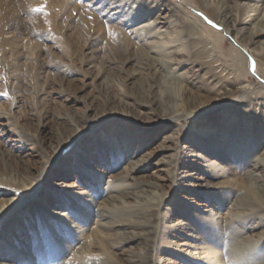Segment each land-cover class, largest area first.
<instances>
[{"label":"rangeland","instance_id":"374dc122","mask_svg":"<svg viewBox=\"0 0 264 264\" xmlns=\"http://www.w3.org/2000/svg\"><path fill=\"white\" fill-rule=\"evenodd\" d=\"M235 1L242 14L264 15V0ZM10 3L15 9L1 38L16 49L0 54V177L21 190L41 178L44 186L28 211L2 222L0 264H124L145 255L148 236L155 239V264H242L229 253L243 240L255 241L254 253L264 260V203L258 211L236 209L249 188L264 202L258 188L264 185V79L256 58L195 10L199 0ZM195 17L222 33L214 50L223 64L203 66L190 54L189 62L166 65L157 89L178 117L151 112L133 98L151 80L137 60H166L150 47L180 50L182 44L167 42L179 35L188 40L192 30L182 32L183 26ZM260 22L244 29L245 42ZM234 49L248 62L246 89L231 88L224 100L203 96L213 87L209 70L232 78L227 66ZM253 49L264 51V35ZM190 94L201 97L198 104H190ZM124 180L142 188L132 190L136 198L126 199L121 212L147 223L164 204L163 225L160 217L153 235L140 233L141 240L129 230L107 231L119 221L114 209L107 210L109 220L98 214L97 205ZM152 184L157 191L146 190ZM232 229L241 238L231 237ZM124 237L138 240L114 244Z\"/></svg>","mask_w":264,"mask_h":264},{"label":"bare ground","instance_id":"6f19581e","mask_svg":"<svg viewBox=\"0 0 264 264\" xmlns=\"http://www.w3.org/2000/svg\"><path fill=\"white\" fill-rule=\"evenodd\" d=\"M49 1L53 4L56 2V0ZM10 2L11 0H0V54L2 55L8 53L7 47H9V50H11L12 52L16 49L14 45L11 46L7 41L1 38L3 34L2 31L4 30V26H2V24L9 18V14L12 13L15 9V6L12 7ZM199 3L200 4L195 8V10L200 9L201 12L206 14L227 35L233 37L235 41L238 42V44H240L245 50L250 52L258 61L256 71L257 74L264 79V51L258 53L253 49V47L258 43L259 37L264 35V15H260V17L253 18L252 16L246 14V12L242 14L237 10L238 4L235 0H199ZM233 3L235 4L236 9L234 8ZM258 20H261L260 27L255 26L254 30L249 33V39L245 42L244 29L246 27L251 26ZM197 26H200L202 31L195 32L194 28ZM183 27L184 30L182 32H185V27L192 30L191 37H189L188 40H182V35H179L181 37H179L178 39L174 37V39H170V41L167 42V44L170 46L177 45L180 47V44H182L180 50L174 51L172 54H169L163 51V47H160L159 49H152V47H150L151 53H153L155 56H163L166 60L159 63L154 59V56H149L146 58L143 57L137 60L140 61V63L142 62L141 64L143 65L144 70L151 75V80L146 85V87L141 88L139 94L133 96V98L136 101L139 100L140 102H142V98L143 101H145L147 107L149 108V111L157 113L160 110L161 113L169 115L171 118L178 117V113H176L173 106H171V102H169V100L165 99L163 95L159 96L160 93L158 92L160 91H158L157 89V87L159 88L157 82L162 77L164 78L165 66H169L175 63L179 64L184 61L189 62L192 59V54L193 56H195V58L197 57L196 63L202 64L203 66L204 64L214 65V63H217L219 64V66H222L223 64L220 60V57L216 54L214 50L217 46V43L219 44V42L222 40L221 32L214 31L213 29L205 26L203 22H201V20L197 19L196 17L193 20H187L186 25ZM54 30L55 32H57V29ZM192 45H194V49L191 52V49L189 48H191ZM125 49V51L127 52L129 48L125 47ZM144 51L146 52V50ZM179 51L182 52V54L179 53ZM234 52L235 56L233 57V64L227 66L231 72L230 76H232V78H224L218 72H213L212 70H209L206 73V76L208 75V79L211 80L213 87L205 88L204 93L202 94L203 96L207 94L211 96H218L221 94L222 96L220 95L219 98L220 100H224L228 97V94L226 93L229 92V89L232 88L238 91L246 89L247 86L245 85L242 72L247 71L246 69L248 68V62L240 51L234 49ZM203 61H205L204 64L202 63ZM173 79L176 80V78ZM184 83L185 84L183 86V92L184 94H187V92L189 91L188 85L186 81ZM199 97L200 96H197L196 94H194L193 96L190 94V104H193ZM182 99L183 101H186L184 97ZM261 103L262 102H254L257 108L258 106L261 107ZM190 104L187 101L185 102V105H188L187 107L193 108L194 104L192 105L193 107ZM255 113H257V111H254V114ZM0 183H2L5 187L4 191L0 190V204H2L0 208V226L2 222L7 219L10 215H12L15 211L17 212V215L21 214V211H28L34 199L38 198L39 195L42 193L41 188L44 186L42 178L40 180V183L38 184H27V186H24V190L18 189V186L16 184H12L8 178L0 177ZM119 184H121L122 186L113 188L110 193H108L107 199H105V201H103L101 204L97 205L98 214L101 219L106 218L109 220V218H111L109 217V215H107V210L111 208L115 210L114 214H117L115 218L119 219V221H115L106 225L107 231L113 232L116 230H129L134 232V236L139 237L140 240V233L148 235L152 233L153 235V230L155 231L156 227H159L160 217L162 221L161 225H163L164 223V218H162L159 212L160 208L164 205L163 202L158 207L159 210L155 214V217L153 219H144L147 223L137 221V217H139L138 215L123 213L119 210V208L120 206H124L126 199L136 198V193L132 190H136L142 187L139 185L128 183L127 180H124ZM157 187V185L152 184L148 186L146 190L157 191ZM258 188L262 189L264 193V185H258ZM251 189L249 188L250 191L246 192L247 195L245 199V204L236 206V209L243 213L247 211H258V209H262L261 205L264 202L262 200H259V198L256 196V192ZM9 201H12L14 203L13 208L4 207V204ZM140 217L143 218L142 216ZM133 219H135V221H132ZM11 223L12 222H10L7 226H10ZM231 232V237L241 238V235L235 234V229H232ZM118 239L119 237L117 238V240ZM117 240L114 244L123 246L127 241L137 242L138 238L132 237L128 239L124 237V239L122 240ZM140 240L138 242H140ZM144 242L146 244V251L144 253L145 255L142 257L128 258L126 260L127 262L124 264H155L154 256H150V253L155 247V239L153 238V236H148L147 238H145ZM254 244H256L255 241L253 242L250 240H243L239 242L237 246L234 245L233 251L229 253L230 258L236 259V261L241 262L242 264H264V260H260L256 257L257 254H255L256 250L253 247L255 246ZM244 258H246V261H243ZM71 264H73V262ZM103 264L119 263L115 260H106L105 262H103Z\"/></svg>","mask_w":264,"mask_h":264},{"label":"snow or ice","instance_id":"6c2138e0","mask_svg":"<svg viewBox=\"0 0 264 264\" xmlns=\"http://www.w3.org/2000/svg\"><path fill=\"white\" fill-rule=\"evenodd\" d=\"M209 23L211 24L212 22L211 21H209ZM215 26V25H214Z\"/></svg>","mask_w":264,"mask_h":264}]
</instances>
